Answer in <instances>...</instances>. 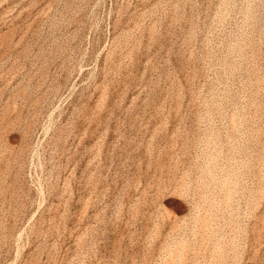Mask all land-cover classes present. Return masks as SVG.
Here are the masks:
<instances>
[{
	"label": "rangeland",
	"instance_id": "374dc122",
	"mask_svg": "<svg viewBox=\"0 0 264 264\" xmlns=\"http://www.w3.org/2000/svg\"><path fill=\"white\" fill-rule=\"evenodd\" d=\"M0 264H264V0H0Z\"/></svg>",
	"mask_w": 264,
	"mask_h": 264
}]
</instances>
